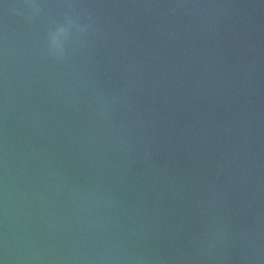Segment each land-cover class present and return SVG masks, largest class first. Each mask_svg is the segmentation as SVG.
Listing matches in <instances>:
<instances>
[{"label":"water","instance_id":"95a60500","mask_svg":"<svg viewBox=\"0 0 264 264\" xmlns=\"http://www.w3.org/2000/svg\"><path fill=\"white\" fill-rule=\"evenodd\" d=\"M0 264H264V0H0Z\"/></svg>","mask_w":264,"mask_h":264},{"label":"clouds","instance_id":"9594fccd","mask_svg":"<svg viewBox=\"0 0 264 264\" xmlns=\"http://www.w3.org/2000/svg\"><path fill=\"white\" fill-rule=\"evenodd\" d=\"M51 48H52V51L54 54L60 53L63 50V45H62V43L57 44V43L51 42Z\"/></svg>","mask_w":264,"mask_h":264}]
</instances>
